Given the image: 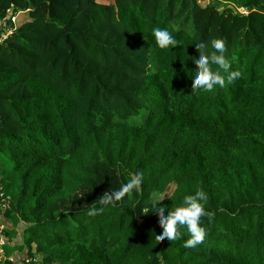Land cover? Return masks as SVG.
Listing matches in <instances>:
<instances>
[{
    "label": "trees",
    "instance_id": "1",
    "mask_svg": "<svg viewBox=\"0 0 264 264\" xmlns=\"http://www.w3.org/2000/svg\"><path fill=\"white\" fill-rule=\"evenodd\" d=\"M0 23L15 27L0 42V216L23 224L19 245L3 229L5 264L16 247L40 264H264V0H0ZM156 27L178 45L158 47ZM213 38L240 76L191 89L195 43ZM196 188L204 240L156 241L152 196L171 209Z\"/></svg>",
    "mask_w": 264,
    "mask_h": 264
},
{
    "label": "clouds",
    "instance_id": "2",
    "mask_svg": "<svg viewBox=\"0 0 264 264\" xmlns=\"http://www.w3.org/2000/svg\"><path fill=\"white\" fill-rule=\"evenodd\" d=\"M156 45L160 48L172 49L178 45L176 39L164 28H153ZM198 53L192 57L197 64L192 75L191 89H201L211 91L214 86L223 87L225 82H231L240 76L239 70H232V62L226 56L225 42L221 38H213L206 42L201 39L195 43ZM139 123V121H137ZM142 178L140 174L133 175L132 178L119 189L106 191L99 196L98 203L101 206H107L114 200H119L126 193L137 190L141 185ZM165 194L157 193L151 198L150 208L144 213L151 211L158 212L159 222L162 224L160 231H155V240H161L165 237L174 240L179 235V228L184 227L187 230V239L184 241L185 248H195L205 238L206 229L201 224V217L212 218V213L205 210L204 203L208 197L205 191L200 188L192 194L184 195L180 203L171 209L162 207L159 203ZM103 208L90 209L88 214L94 215L102 211Z\"/></svg>",
    "mask_w": 264,
    "mask_h": 264
},
{
    "label": "built area",
    "instance_id": "3",
    "mask_svg": "<svg viewBox=\"0 0 264 264\" xmlns=\"http://www.w3.org/2000/svg\"><path fill=\"white\" fill-rule=\"evenodd\" d=\"M242 11H244V8H241ZM18 12V11H17ZM17 12H12L11 10H8L9 16L12 20V22L15 24L17 20ZM15 27L10 26L6 31H2L0 33V42L9 34L13 31ZM10 199V198H9ZM10 205L9 200H4V195L3 192H0V210L1 208L8 207ZM5 228V224L2 221V218L0 216V264H5V254H4V249L3 245L6 243V239L2 235L3 229ZM27 262H30L31 259L30 257L26 258Z\"/></svg>",
    "mask_w": 264,
    "mask_h": 264
},
{
    "label": "crops",
    "instance_id": "4",
    "mask_svg": "<svg viewBox=\"0 0 264 264\" xmlns=\"http://www.w3.org/2000/svg\"><path fill=\"white\" fill-rule=\"evenodd\" d=\"M1 26L2 25L0 23V29H1ZM18 219H19L18 216L14 217L13 219L10 217L8 220L6 218L5 219L2 218V221L5 225H9L10 227H15L16 230H17V228L19 229V233H18V231L17 232L15 231L16 232V239H15L14 243H12L13 241L11 242L14 245L15 244L19 245L20 244L19 241L22 240L21 235L23 233L22 232L23 224ZM15 220H16V222H15ZM26 253H27V249H24V251H22L21 249H19V247H16V249H14L13 252H11V254H10V256H8V258L13 260V262L15 264H27V263H24V260H26V258L29 257V256L26 257L27 256Z\"/></svg>",
    "mask_w": 264,
    "mask_h": 264
},
{
    "label": "rangeland",
    "instance_id": "5",
    "mask_svg": "<svg viewBox=\"0 0 264 264\" xmlns=\"http://www.w3.org/2000/svg\"><path fill=\"white\" fill-rule=\"evenodd\" d=\"M106 2H107V0H105ZM109 2H111L112 3V0H109ZM111 186V183H107L106 184V186H105V188L107 189V188H109ZM108 190V189H107ZM171 191V189L168 191V192H170ZM28 264H40V263H37L36 261L35 262H32V260L30 261V262H28Z\"/></svg>",
    "mask_w": 264,
    "mask_h": 264
},
{
    "label": "water",
    "instance_id": "6",
    "mask_svg": "<svg viewBox=\"0 0 264 264\" xmlns=\"http://www.w3.org/2000/svg\"><path fill=\"white\" fill-rule=\"evenodd\" d=\"M219 3L218 2H216V5H218Z\"/></svg>",
    "mask_w": 264,
    "mask_h": 264
}]
</instances>
